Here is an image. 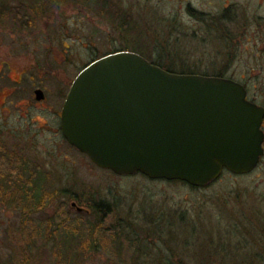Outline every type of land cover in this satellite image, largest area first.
Wrapping results in <instances>:
<instances>
[{
    "label": "rangeland",
    "instance_id": "rangeland-1",
    "mask_svg": "<svg viewBox=\"0 0 264 264\" xmlns=\"http://www.w3.org/2000/svg\"><path fill=\"white\" fill-rule=\"evenodd\" d=\"M20 2L36 0H0V6ZM43 3L39 11L0 14V153L18 164L11 174L13 167L0 166V264H130L133 257L155 264L166 241L190 264H264V156L253 172H223L199 189L140 174L120 177L71 147L53 115L87 63L133 47L166 67L208 75L224 70L264 105V0ZM188 5L202 20L186 12ZM127 19L137 30L122 36ZM224 27L234 44L216 31ZM137 33L141 42L132 44ZM35 88L43 105L36 104ZM37 195L47 202L29 212ZM73 196L112 206L104 230L94 215L70 209ZM22 197L21 206L12 200ZM139 246L153 255H140Z\"/></svg>",
    "mask_w": 264,
    "mask_h": 264
},
{
    "label": "water",
    "instance_id": "water-1",
    "mask_svg": "<svg viewBox=\"0 0 264 264\" xmlns=\"http://www.w3.org/2000/svg\"><path fill=\"white\" fill-rule=\"evenodd\" d=\"M41 101L43 93L35 91ZM264 108L225 77L175 74L132 52L101 57L73 79L64 140L99 169L205 188L251 173L263 155ZM71 207L82 208L75 202Z\"/></svg>",
    "mask_w": 264,
    "mask_h": 264
},
{
    "label": "trees",
    "instance_id": "trees-1",
    "mask_svg": "<svg viewBox=\"0 0 264 264\" xmlns=\"http://www.w3.org/2000/svg\"><path fill=\"white\" fill-rule=\"evenodd\" d=\"M12 11L15 12V14H17V11L15 9H13ZM194 16L196 18H199L200 20H202V16H204V14L203 13H194ZM128 23H129V20L128 19L123 23V26H124L125 29L127 28ZM166 57H171L170 52H167V56ZM150 62L152 64L158 66V67H164V65L162 63L156 62L154 60L153 61H150ZM163 69L165 71H167V72L175 73V74H198V72H196V71H194L192 69H183V68L182 69H175L173 67H165ZM4 163L7 164V165H9L10 167H13V169H9L8 168L10 174L12 173L10 171H13V170H14V172L16 171L15 168H16V166L18 164L14 167V165L16 164L15 161H13L12 159H11V161H6L4 155L0 153V166H4ZM3 173H5V172H3ZM36 173L37 172H36L35 169L31 170L30 178L27 180L28 181V187L25 188V191L23 189V195L26 198L29 196L27 194V192L29 191V188H30V186L32 185V182H33L32 181V175H34ZM190 188H192V187H190ZM192 189H195V188H192ZM11 191H12V193H16V191L18 192L19 189L16 190V191L15 190H11ZM34 197H35L34 205H31L29 207V209L31 210L29 212H35V211H38V210L42 209L44 207V205L46 204V202H47L46 196H43V195H40L39 196V195H37V196H34ZM23 198L24 197H22V198H14V199L12 198V200H13V202H16L15 204H18L19 206H21L22 203H23L22 202V199ZM71 201L72 202H76L77 206L87 209L88 210V213L90 215L92 214V215H94L96 217V219L98 221V226L96 228H100V229H103L104 230L105 222L108 221V219L110 217H111L110 218L111 220L113 218L112 216L114 214V210L112 209V206L110 204H106V203H102V202H98V203L92 202V203H89L87 201H84V200L80 199L79 197H76V196L70 197V202ZM69 207H70V204H69ZM70 209L74 210L71 207H70ZM75 212H77V211H75ZM252 226H254L253 223H252ZM173 235L170 234V236H169L170 241L169 242L172 241L173 243H175L176 237L173 236ZM182 244H183V246H187V245L189 246L190 245V241H188L187 239H185ZM164 245H165V251L164 252L166 254L161 252L163 254L162 258L161 259L160 258L156 259V261L154 262L155 264H190V263L185 262L184 259H182V257H177L178 253L175 252V248L173 249V247L170 246L171 244L169 245V243L167 241L165 242ZM26 247H25V249H26ZM29 248H31V247H28V249ZM139 248H143V247L139 246L138 247V252L140 253V255L143 254L145 258L148 255H153L152 253H149L148 251H144L143 249H139ZM145 260H147V259H145ZM27 261L28 260H24V264H26ZM145 262L147 263L148 261H145ZM215 262L216 261H212L210 264H217V262L216 263ZM15 264H23V263L22 262L20 263L19 261H16ZM130 264H141V263H140V260L138 258H134L133 257L131 259V263ZM218 264H219V262H218Z\"/></svg>",
    "mask_w": 264,
    "mask_h": 264
},
{
    "label": "flooded vegetation",
    "instance_id": "flooded-vegetation-1",
    "mask_svg": "<svg viewBox=\"0 0 264 264\" xmlns=\"http://www.w3.org/2000/svg\"><path fill=\"white\" fill-rule=\"evenodd\" d=\"M43 1L45 2L46 0H36V2L35 3H29V2H20V4L19 5H17V6H15V7H12V6H10V7H8L7 5L6 6H4V5H1L0 6V10H2L1 12H0V14H2V12L3 13H11V11L13 10V9H15L16 11H17V14L16 15H18V14H22V13H27V12H29V11H32V10H36V11H39V9L40 8H42L43 6H46L44 3H43ZM60 2V1H59ZM74 2H76V0H68V3H74ZM186 12L189 14V15H192L193 17H194V13H199L198 11H196V9H194V8H192L191 6H187L186 7ZM227 13V11H225V13L224 14H222V15H220V19L221 20H225L224 18L226 17L225 16V14ZM225 16V17H224ZM41 17H43V14H42V16ZM18 18H19V16H18ZM220 23L221 24H224L222 21H220ZM206 25L208 26V28H209V24L208 23H206ZM215 26V29H218V26L217 25H214ZM131 30V31H136L137 30V27L135 26L134 27V23H128V25H127V28L125 29L124 28V26L122 25V36H123V33H124V31L125 30ZM217 32H219V35L222 37V39L224 40V41H226V42H229V43H232V44H234L235 42H234V40L236 39L235 37L236 36H234V35H232L230 32V29H229V27H224V28H219V30H216ZM172 36V35H171ZM171 36L169 35L168 36V40H170L171 39ZM132 37V36H131ZM133 43L132 44H137V43H140L141 42V35L139 34V33H137L135 36H133ZM236 41V40H235ZM125 51H128V52H132V53H136V54H138V55H140V56H142L143 58H145L146 60H148V61H150L145 55H143V53H141V52H139L138 51V49H136V48H131V49H122V50H117V51H113V52H111V53H107V54H105V55H103V56H101V57H104V56H107V55H110V54H115V53H119V52H125ZM101 57H97V58H94L93 60H91L89 63H91V62H93L94 60H97V59H99V58H101ZM89 63H87L85 66H87ZM84 66V67H85ZM83 67V68H84ZM166 66H164V67H160V68H165ZM82 68V69H83ZM81 69V70H82ZM80 70V71H81ZM79 71V72H80ZM78 72V73H79ZM198 75H203V76H217V77H225V73H224V70H219L218 72H216L215 74H199L198 73ZM225 78H227V77H225ZM72 83V82H71ZM71 83H70V85H71ZM70 85H69V87H70ZM246 89V88H245ZM37 90H40L41 92H42V90L40 89V88H35L34 90H33V94L35 95V91H37ZM68 90H69V88H68ZM68 92V91H67ZM43 93V92H42ZM65 97H66V95H65ZM65 97H64V100H65ZM246 98H247V100L248 101H250V102H252V103H254V104H256L257 106H259V107H262V108H264V105H260V104H257V103H255L253 100H250L249 98H248V95H247V91H246ZM35 101H36V104H38V105H43V103H44V94H43V99L41 100V101H37L36 99H35ZM63 103H64V101H63ZM62 106H63V104H62ZM61 110H62V107H61V109L60 110H57V111H55L54 113H53V115H54V118H55V120H56V122H57V124H58V126H57V131L59 132V134L61 133ZM260 129H261V131H262V133L264 134V117H263V119H262V123H261V126H260ZM61 135H62V133H61ZM63 137V136H62ZM72 147V146H71ZM262 149H263V155L260 157V159H259V163H260V161H261V159L263 158V156H264V140H263V143H262ZM84 155V154H83ZM259 163H258V165H259ZM257 165V166H258ZM256 169V168H255ZM254 169V170H255ZM253 170V171H254ZM223 172H227V171H223ZM222 172V173H223ZM72 202V201H71ZM71 202L69 203L70 204V207H71ZM76 203V202H75ZM77 205V204H76ZM71 208H73L74 210H75V208L74 207H71ZM82 208V207H81ZM76 211V210H75ZM78 213H84V214H86V215H88L89 213H88V210L87 209H85V208H82V210L81 211H77Z\"/></svg>",
    "mask_w": 264,
    "mask_h": 264
}]
</instances>
